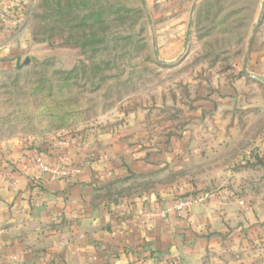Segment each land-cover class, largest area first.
<instances>
[{
    "label": "rangeland",
    "instance_id": "rangeland-1",
    "mask_svg": "<svg viewBox=\"0 0 264 264\" xmlns=\"http://www.w3.org/2000/svg\"><path fill=\"white\" fill-rule=\"evenodd\" d=\"M84 1H76L74 27L55 21V3L45 0L2 22L14 31L0 43L13 38L28 51L21 69L0 66V141L77 137L91 157L124 147L164 161L161 174L135 175L117 188L157 190L183 177L206 178L188 182L214 191L231 185L244 193L252 181L264 187L263 167L241 163L264 145V83L243 72L253 36L247 69L264 78V0ZM91 9L101 11L99 20L78 25ZM91 36L100 43L84 45ZM73 69L63 86L56 70Z\"/></svg>",
    "mask_w": 264,
    "mask_h": 264
},
{
    "label": "crops",
    "instance_id": "crops-1",
    "mask_svg": "<svg viewBox=\"0 0 264 264\" xmlns=\"http://www.w3.org/2000/svg\"><path fill=\"white\" fill-rule=\"evenodd\" d=\"M30 1L0 3L21 16ZM11 31L0 21V42ZM13 40L0 43L1 67L17 66L26 51ZM63 139L0 141V264H264V187L252 179L246 192L223 186L188 211H167L194 189L185 177L115 203L102 197L108 184L128 185L133 174H161L164 161L138 158L124 147L91 157L77 137ZM255 149L264 154V145ZM38 157L66 174H42Z\"/></svg>",
    "mask_w": 264,
    "mask_h": 264
},
{
    "label": "trees",
    "instance_id": "trees-1",
    "mask_svg": "<svg viewBox=\"0 0 264 264\" xmlns=\"http://www.w3.org/2000/svg\"><path fill=\"white\" fill-rule=\"evenodd\" d=\"M49 1H54V3H55L54 4L55 7L53 8L54 12L52 14L54 17H56L55 21H63L64 23L68 24L69 26L74 27L75 25L72 24L74 21L73 13L77 7H80V4L76 2L77 0H45L46 3H49ZM82 2L84 3L85 1L82 0ZM100 15H101L100 10L99 11L94 10V9L87 10V12H85L83 14V17L81 19L82 22L79 23L78 25H85V21H88L89 19L96 22L101 17ZM41 17L45 18L46 15H42ZM93 37L94 36H91L92 40H88V42H84V45L87 43H89V44L100 43L101 40L96 39L95 37L93 38ZM22 66H23L22 63H18L17 69H21ZM73 73H74V69L69 70V71H60V70L57 71L56 70L55 76H57V79L59 81V79H61L60 75L64 74L65 75V83L63 84V86H70L71 85L70 79H71V75ZM52 79H53V76H51L46 81V85H49V87H50V90H49L50 93L48 94V96H53L52 90H53V87L55 86V83H54V81H52ZM43 88H44V85L39 84V85L34 86L32 89H33V91L36 92L37 90H42ZM52 115L54 117H58L57 114H55V113ZM62 119H64V116L62 117ZM60 130H62V128H60ZM60 130H57V133ZM252 152L253 153H252L251 158L246 159L247 162H246L245 166L246 167H252V168L262 166L264 169V154H261V152L257 149H254ZM145 175H147V174H142L140 176H145ZM133 176H135V175L133 174ZM123 180H125V179H123ZM36 181H37L36 179H33L32 183L39 185V183L37 184ZM119 181H122V180H117V181H114V182H111L110 184H108V186H106V191L102 195V197H104L105 199H108L110 201H113L115 203H118L121 198L129 197V196L136 194V193L143 194V193H149L151 191H154V192L156 191L154 188L153 189L142 188V191H140L136 187H129V186L123 187V188H117L118 186H116V182H119ZM205 192H211L212 193L211 198L215 197L217 194V192L214 190H211L208 188H198V186L194 185V189L192 191H190L189 193H186V194H181L178 199H181L183 197H189V196H199Z\"/></svg>",
    "mask_w": 264,
    "mask_h": 264
},
{
    "label": "built area",
    "instance_id": "built-area-1",
    "mask_svg": "<svg viewBox=\"0 0 264 264\" xmlns=\"http://www.w3.org/2000/svg\"><path fill=\"white\" fill-rule=\"evenodd\" d=\"M9 8H10V6L2 5L0 3V21L5 22L10 17L15 19L16 21H19L18 16H15L13 13H12L13 15L12 14L10 15L11 10H9ZM37 164H38L40 172L42 174H52V175H57V176H61V175L66 174V170H64V169H59V168L52 167V166H49L48 164H46L43 161L42 157L37 158ZM211 197H212L211 192H205L199 196L183 197L181 199H178L171 208L167 209V211H171L172 209H177L179 211H188L192 205L197 204V203H203V202L211 199Z\"/></svg>",
    "mask_w": 264,
    "mask_h": 264
},
{
    "label": "water",
    "instance_id": "water-1",
    "mask_svg": "<svg viewBox=\"0 0 264 264\" xmlns=\"http://www.w3.org/2000/svg\"><path fill=\"white\" fill-rule=\"evenodd\" d=\"M143 4L145 5V0H142ZM262 8H264V1L262 2ZM148 18L151 22V17L150 15H148ZM256 27L254 28V31L256 30ZM252 41H253V36L251 37V39L249 40V45H248V48H247V51L245 53V56H244V64H243V72L244 74L249 77V78H253V79H256L258 80L259 82H262L264 83V78L262 76H259L255 73H252V72H249L248 69H247V66H248V60H249V54H250V48H251V44H252ZM29 62V59L27 58L25 63L27 64Z\"/></svg>",
    "mask_w": 264,
    "mask_h": 264
}]
</instances>
